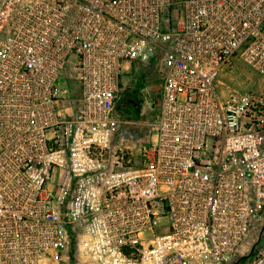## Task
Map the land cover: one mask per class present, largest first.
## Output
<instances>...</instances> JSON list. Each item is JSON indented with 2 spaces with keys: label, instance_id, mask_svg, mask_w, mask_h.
I'll use <instances>...</instances> for the list:
<instances>
[{
  "label": "built area",
  "instance_id": "obj_1",
  "mask_svg": "<svg viewBox=\"0 0 264 264\" xmlns=\"http://www.w3.org/2000/svg\"><path fill=\"white\" fill-rule=\"evenodd\" d=\"M86 261L264 264V0H0V264Z\"/></svg>",
  "mask_w": 264,
  "mask_h": 264
},
{
  "label": "rangeland",
  "instance_id": "obj_2",
  "mask_svg": "<svg viewBox=\"0 0 264 264\" xmlns=\"http://www.w3.org/2000/svg\"><path fill=\"white\" fill-rule=\"evenodd\" d=\"M155 68L154 62H151L149 66L144 69L145 71H141L139 76L140 81L138 78V82L142 83V87L136 88L139 83H135V87L133 86L136 88L137 96L133 97L129 102H123L119 107L128 120L137 121V124L128 129L124 134L135 144H137L138 140H140L141 143L147 141V137L149 136L147 123L153 120L157 115L158 81L150 82L147 86L148 81L152 79L155 74ZM250 73V69L246 68V66L244 67L242 64H238V67L235 68L225 69L219 77V84L222 87L220 90L221 93L225 94L226 89L224 88L223 90L224 85H230L237 90L247 87L252 81V74ZM260 82L262 83V81ZM70 86L73 89V95L78 96V82L73 79L70 81ZM140 100L141 102H139ZM90 263L91 262L86 261V264Z\"/></svg>",
  "mask_w": 264,
  "mask_h": 264
},
{
  "label": "crops",
  "instance_id": "obj_3",
  "mask_svg": "<svg viewBox=\"0 0 264 264\" xmlns=\"http://www.w3.org/2000/svg\"><path fill=\"white\" fill-rule=\"evenodd\" d=\"M134 145L132 144L131 140L128 138L122 139L121 137H113L111 140V145H110V154H114L116 150L119 148L123 149H133Z\"/></svg>",
  "mask_w": 264,
  "mask_h": 264
}]
</instances>
